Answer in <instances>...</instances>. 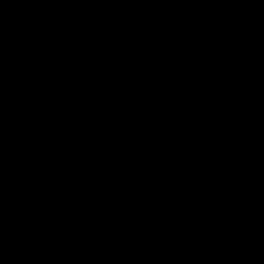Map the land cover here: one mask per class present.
Segmentation results:
<instances>
[{
    "label": "water",
    "instance_id": "water-1",
    "mask_svg": "<svg viewBox=\"0 0 264 264\" xmlns=\"http://www.w3.org/2000/svg\"><path fill=\"white\" fill-rule=\"evenodd\" d=\"M0 264H264V0H0Z\"/></svg>",
    "mask_w": 264,
    "mask_h": 264
}]
</instances>
